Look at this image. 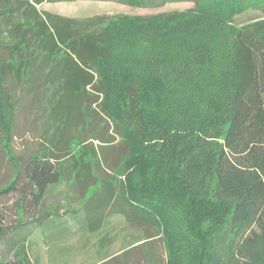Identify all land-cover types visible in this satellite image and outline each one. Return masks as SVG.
<instances>
[{"label": "trees", "instance_id": "obj_1", "mask_svg": "<svg viewBox=\"0 0 264 264\" xmlns=\"http://www.w3.org/2000/svg\"><path fill=\"white\" fill-rule=\"evenodd\" d=\"M78 1L154 9L191 2L195 7L107 23L103 17L48 15L49 25L37 8ZM249 10L264 12V0H0V21L9 24L11 38V44L0 42L9 57L0 61V134L15 173L0 187V242L13 231L6 226L5 206L16 203L22 216L41 214L49 187L61 181L56 162L71 158L74 167L78 162L67 141L53 157L24 161L11 154L20 96L9 87L20 95L50 86L55 89L50 104L64 115L66 138L94 115L108 121L121 150L114 154L113 145L103 152L102 169L122 172L120 212L129 224L148 222L161 229L168 264H234L235 250L246 263L261 264L264 19L235 25ZM65 98L79 99L85 107L72 126ZM86 182H80L82 196L93 185ZM226 234L229 260L216 246ZM30 262L24 246L0 259V264Z\"/></svg>", "mask_w": 264, "mask_h": 264}, {"label": "rangeland", "instance_id": "obj_2", "mask_svg": "<svg viewBox=\"0 0 264 264\" xmlns=\"http://www.w3.org/2000/svg\"><path fill=\"white\" fill-rule=\"evenodd\" d=\"M194 7L195 4L191 2L168 4L154 9L133 8L115 2L78 1L44 3L37 8L49 25L48 15L83 21L103 17V22L107 23L111 19L152 17L162 13L187 11ZM263 19L264 12L249 10L236 18L235 25L241 27ZM8 25L5 21H0L2 45L11 44V38L6 34ZM3 58L9 57L6 51L3 55V48H0L1 62ZM37 75L35 77L46 79L45 74ZM9 89L16 96H20L10 146L11 154H14L16 160L27 161L31 156L53 157L58 149L59 152L63 151L59 143L67 141L70 153L78 162L76 167L73 166L75 161L71 158L56 162L61 171V181L49 187L41 214L34 212L32 215L28 212L22 216L21 212L17 213L16 203L5 206L7 208L2 213L6 226L12 227L13 231L7 232L0 242V259L10 258L17 246H24L30 257V264H101L105 259L115 256L119 259L113 264H168L167 241L161 229L159 232L156 226L148 222L145 227L129 224L125 215L120 212V203L123 204L119 183L124 180L122 172L118 170L106 173L101 169L100 158L103 152L113 145L114 154L121 150L120 143H114L111 139L108 121L94 115L85 128H71L70 135L74 137L68 139L67 129L65 130L62 123L64 115L62 117V113H54L50 104L55 93L53 87L37 86L32 93L25 91L20 95L19 89L14 85ZM68 103L71 106L72 126L78 118V110L83 111L85 107L80 106L79 99L74 101L65 98V106ZM86 121L87 119L84 120ZM111 143L113 144L110 145ZM77 169H88L91 177L97 178V185L86 190L84 196L75 185ZM14 174L3 150L0 134V187L9 184ZM18 197H14L13 201ZM45 214H51L52 217L45 219ZM216 246L229 260L230 236L226 234L217 238ZM234 252L237 253L234 264L251 263V260L246 263L247 259L242 258L238 251ZM261 264H264V260Z\"/></svg>", "mask_w": 264, "mask_h": 264}, {"label": "crops", "instance_id": "obj_3", "mask_svg": "<svg viewBox=\"0 0 264 264\" xmlns=\"http://www.w3.org/2000/svg\"><path fill=\"white\" fill-rule=\"evenodd\" d=\"M102 158H103V154L101 155V158H100V162H101V167L103 166L102 164ZM102 169V168H101ZM77 174L76 176L78 177L77 180L75 181V185L77 186V188L79 189L80 193H81V189H80V182L81 181H87V182H91L93 185H91V187L97 185V178L96 177H91V173L90 171L87 170H82V169H77ZM103 170V169H102ZM104 171V170H103ZM106 173H110V170L108 169H105ZM103 173V172H102ZM80 176H83V178H79ZM98 177V176H97ZM86 182V183H87ZM89 187V188H91ZM88 190V189H87ZM45 215H48V214H45ZM50 217V216H49ZM52 217V216H51ZM47 219H50V218H47ZM142 243V242H141ZM116 257V256H115ZM111 258H108V259H105L104 261H107ZM103 261V262H104Z\"/></svg>", "mask_w": 264, "mask_h": 264}]
</instances>
